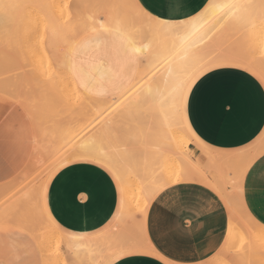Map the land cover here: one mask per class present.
Here are the masks:
<instances>
[{"label":"bare ground","instance_id":"6f19581e","mask_svg":"<svg viewBox=\"0 0 264 264\" xmlns=\"http://www.w3.org/2000/svg\"><path fill=\"white\" fill-rule=\"evenodd\" d=\"M64 2L66 3V0ZM71 2H73L72 3L73 13L71 16V20H68V22L62 21V18H65V16L68 15V14H66V15L63 14V11H65L68 6L66 7V9H64L63 7L61 8L59 5L60 4L63 5V4L62 3L59 4V0H0V6L4 5V7H5V5H14V7H15V4L26 5L29 3H36V4H40L41 6H44L46 8L51 9V11H49V9H48L50 14H48L46 12L50 18V20H48L49 21V26H48L49 30L47 33H49V37L47 36L48 37V40H47L48 45L46 46V48L47 47L52 48V51H54V49L58 46V44L62 45V43H64V47H62L63 49H61L62 51L61 50L59 51V53L61 52V55H60V59L59 60L57 59V62L53 61L54 63L53 62L50 63L49 61L51 60V58L53 56H54L53 58H56L55 55L56 56L59 55V54L57 55L54 53L55 51L58 52V47H57V49H55L54 52H51L47 48V50H49L51 53H54L55 55H52V57L49 58L50 60L48 59L49 61H47L45 59L46 60V66H49V68L53 67V66L56 67L57 73H58L56 78L58 80L55 79V81H57V82L58 81L63 82V80L64 81L72 80V83H71L72 85H70L69 81H67L69 83L67 85H69L70 87L73 86L74 83H76V81L72 75V70L70 67V59H71L72 52L74 51V49L78 43L77 40L84 35L86 36V34H88V33H92V32L97 33V31H105V29H108V31H106V32H114L117 35L123 37L131 45L134 52L137 53L139 60H141L140 64L142 66H144L145 72L140 71L141 74H139L140 72L138 73V76L136 77L135 82L132 83L133 86L129 87L130 89H128V90H130V91L132 90V91L130 92L131 94H128V95H132V98L129 99L128 102L126 101L127 103L125 102V105H123V107H121V108H119V105L121 106V104H124V102L123 101L119 102V105L117 104L118 109H116L115 112H113L114 110H112V112L110 111L109 114L110 113H112V114L108 118H106L108 116V114H106L107 116L103 117V118H105L104 121L102 118V120H101L102 122H97L96 120L100 116L99 113H98V115H99L98 116L97 112L95 110H91V108L90 109L87 108L86 110H82L80 112L75 113L71 117V119L67 123H65L64 127L61 126V127H63V129H59V130H61L60 132H58L59 136L56 135L54 137L58 138V139H56L57 140L56 145H58L59 150L64 149L63 151H65V153L63 152L60 156H58L59 157L58 159H56V158L54 159L56 161V163H54V168L57 165H59L60 163H62L63 161L68 160L69 158H74V157H83V156L84 157H92V158H96V159H99V160L105 162L107 165H109V167H111L114 170V172L116 173V175L118 176V178L120 180L121 187H122V208H124L127 205V203H131L134 201L135 205H137L139 200L141 201V195L140 194H142V193H141V191H139L137 189V184H136L135 179L132 177H128L125 174V172H128L127 170L129 168L132 170H135V168H138V171L141 169L142 171H144L145 174H147V176L149 178L150 177L154 178V176H155L156 179L166 180V181H169L171 184H174V183H177L180 181H184V180H191V179H197V180L203 179L202 181L205 180V182L206 181L208 182L207 178L204 179L203 177H200L202 175V174H199L200 170H198L197 172H192L193 171L192 169H193L194 165H196L195 164L196 162L191 159L188 152H185V154L182 153L183 154L182 157L176 156L177 152H179L178 150H181V149L188 147L191 139L189 138V136H188L189 134H187V132L184 128L185 126L183 125V122L181 120L180 108H179V110H177L175 107H173L171 105V103L164 105V106H161V104L159 103V100L163 99L164 97L173 96V94H175L177 92V90L179 89L182 81L186 80L189 76L196 73L197 70L203 64L207 63V61H209L211 59H215L217 57H219L220 60L229 59V60L242 61V63L244 62L246 65L250 66L251 68L258 69V70L260 69L264 73V67H263L262 63L260 62L261 60L259 61L255 57L256 55L254 53V52H256V49L259 48V44L263 41L262 40L263 38L261 39L260 36H261L262 31H263V30H261V28L264 29V18H263V16H264V0H209L207 3L208 7H207L206 12L200 11L197 14H195L194 16L187 18V19H184V20H181V21L163 20V21H161V23L163 25H166V27H163V28L160 27V25L155 24V23L141 17L139 10L137 9V7H135L138 4L137 0H73V1L70 0V4H71ZM89 2H91V6L93 3V4H95L93 6H96L98 8L95 7L96 10L94 8H93V10H87V8H89V7L92 8L90 6ZM87 3H89V4H87ZM253 3H256V5H254ZM40 5L39 6L35 5V6L40 8ZM230 5H237L238 7H233V8H231V10H229L228 6H230ZM18 6L20 7V5H18ZM9 7H11V6H9ZM20 8H17V9L20 10ZM1 10H2V7H1ZM19 10H17V11L19 12ZM3 12L0 13V16H2V17H3V15H1V14H5ZM12 12H14V11L12 10ZM18 12H17V14H18ZM44 12H43V14H44ZM225 13H228V17H226V21H227L226 31L229 29L228 31L234 32V29H235V32H237L243 28L244 24L249 25L248 31H244L245 33L242 34V37H241V43L243 44V46L246 49L245 53L240 52L237 49V47H235V46L233 48L232 45H230V47L227 48L228 50L225 49L228 51L227 52L218 45L219 39L221 40L223 38V33L225 31L223 28L221 29V27H219L221 24L218 26L219 23H217V20H219L220 17L224 16ZM17 14H15L14 17ZM6 15H8V14H6ZM48 16L46 15L47 19H48ZM5 17H3V18H5ZM14 17H12V19ZM21 17L22 16H20V18ZM15 18H14V20H15ZM229 18H232V19L229 21ZM7 19H9V18H7ZM153 19H155L154 16H153ZM0 20L3 21L4 19H0ZM224 20L222 22H224ZM224 24H225V22H224ZM240 27H242V28H240ZM210 29H211V31H209ZM205 33H207V36H205ZM201 37H204L203 41L200 39ZM145 38H147V43L142 45V42L144 41ZM28 42L32 44V42H30V41H28ZM33 44H34V42H33ZM37 45H39V44H37ZM33 46H35V45H33ZM36 46H35V48H36ZM262 47H263L262 51H264V46L262 45ZM37 48L40 51L41 47L37 46ZM37 48L35 50H37ZM43 49H45V47L42 48L40 51V53H42V54H43V51H42ZM38 50H37V52H39ZM222 50H224V51H222ZM33 52H34V50H33ZM225 52H227V53H225ZM33 55H34V53H33ZM47 56H49V55H47ZM152 58H153V60H151ZM154 58H155V60H154ZM34 59L36 61L38 60V58L37 59L34 58ZM39 59H41V57ZM29 60H30V56H29ZM41 60H43V59H41ZM31 61L33 62V59ZM149 61H150V63L155 61L156 65H155V63H153V66L151 64H150L151 65L150 66L148 64ZM37 62L35 64V65L38 64L37 66H40V64L42 63V61L38 62V63ZM148 66L153 67V68H151V70H149L147 72ZM36 67H35V69H36ZM41 68L44 69L43 66L42 67L40 66L37 69L41 70ZM43 71L44 70H42V72ZM142 73H144V74L142 75ZM52 76L54 77V75H52ZM43 77H44V75H43ZM37 78L39 79V77H37ZM44 78H43V81H46ZM40 79H42V78H40ZM30 80L33 81L34 78L33 79L30 78ZM38 83L39 82H37V84ZM37 84L35 82V86ZM40 84H44V83L41 82ZM47 84H48V82L46 83V85ZM64 85H66V84H64ZM42 86H44V85H42ZM64 87H62L61 89H63ZM70 87H68V89ZM36 89L38 90V88H36ZM44 89H46V88H44ZM68 89H67V92L69 91ZM75 89H77V88H75ZM48 90H51V89H48V87H47V91ZM63 90L65 91V89H63ZM73 91L75 92V94L78 93L77 91L73 90V87H72V93H74ZM43 92L44 91L42 89V93ZM39 93L41 94L40 91H39ZM43 94H46V93H43ZM55 94L57 95V92H55ZM70 94H71V92H70ZM70 94L69 95L67 94V95L70 96ZM56 95L54 97H56ZM71 95H72V98L76 97L77 95L79 96V94L75 95L74 97H73V94H71ZM78 96H77V100H79ZM116 96H118V94ZM148 96L158 97L157 102L155 104H153L151 102V100L149 101V104H146L148 107L147 110L149 112L146 123L149 125V128H150V129L148 128L149 131L147 130V134L149 133L148 136H152V137H150V140L152 142L149 140L148 143H149V145H150V142H151V145H153L154 143L156 144V145H153L154 146V148H152L153 150L150 149L151 147H149V149L153 151L152 153H154L155 152L154 149H156L155 146L158 147V149H159V146H157V144L160 145V147H162L161 145H163L164 148L167 149L166 151H168L171 154V155L170 154L162 155L163 152L161 154L157 150L158 155H159V153L162 155V157L160 156V160H157V162L160 161L161 164L163 162V166H162V169L160 171H158V169L156 167H154V165L156 163L155 159H157V158H155L156 156L151 154L150 151L144 153L145 155L142 154V156H138L139 155V149L143 147L142 140L146 136V135L142 134V135H144L142 140L141 139L139 140L140 137L138 138V140L136 139L139 131H141V128L143 127V126L141 127V124H140V126L137 124L138 126H135V128H134V126H133V128H131V125H130L129 128H131V130L130 131L127 130V131L130 134L131 138L128 139L129 136L126 137L128 134H125L126 136L125 135L124 136L127 138L126 142H125L126 138L121 136V133L123 131L122 129H124V127L122 128V126L124 125V121L126 122V120H128L131 117L137 118V115H139V114H145V112H144L146 110V108H144L145 104L142 103L141 101L145 97H148ZM128 97L129 96H127V98ZM120 98H121V96H120ZM127 98L126 97L123 98L124 101H125V99L127 100ZM38 99H40V96ZM56 99H57L56 101H58L59 98L56 97ZM119 99H117V100L119 101ZM62 100L63 99H61V101ZM73 100H76V99L74 98ZM117 100H115V101H117ZM69 101L71 102V100H69ZM69 101H68V103H69ZM48 102H53V101H48ZM75 102H77V101H75ZM105 102H106V100L104 101V103ZM104 103L101 102V104H104ZM112 103L114 105V101ZM47 104H49V106H50L51 104L53 105L54 103H51V104L47 103ZM101 104H100V106H101ZM20 105H22V104H20ZM95 106H97V105H95ZM105 106H107V102H106V105L104 104V106H102L100 108L105 109ZM97 107L99 110L100 109L99 106H97ZM97 107H96V110H97ZM108 107H109V105H108ZM108 107H107V110L109 109ZM140 107H142V108H140ZM110 108H111V106H110ZM104 112H105V110H103V112H101V113H104ZM95 115L98 116L96 119H94ZM138 117H140V115ZM69 118H70V116H69ZM36 119L34 121H36ZM136 120H138V119H136ZM57 121H58V119H57ZM141 122L144 125L145 121L143 120ZM136 123H138V122H136ZM128 124H129V122H128ZM54 126H56V125H54ZM137 129H138V131L136 132ZM142 129L145 130V128H142ZM55 131L56 130H54V132ZM124 132H126V131H124ZM142 132H143V130H142ZM56 133H57V131H56ZM118 133H120V134H118ZM143 133H145V131ZM72 135L74 136V138ZM115 135H117V136H115ZM122 137L125 140H123ZM148 138L149 137H147L146 140H148ZM146 140H144V141L146 142ZM145 142H143V143H145ZM145 144L147 145V142ZM110 147L114 148V151H116L115 153L119 154V155H123V153L127 149H129L127 151L133 152L132 153V156L134 155L133 156L134 157L133 166H135V168L132 166L130 167L131 162L128 161V159H130V157H131L130 154L127 153L130 156V157L128 156L129 157L128 158L127 154L125 153L126 157L124 159H123V157L120 158V156H119V158H116L117 156L112 157L111 154H109V152H108ZM144 147H146V146H144ZM31 150H32V148L30 149V151ZM110 150H111V148H110ZM141 151H143V150H141ZM39 152H40V150H39ZM46 154H47V152H46ZM32 155H34V154H32ZM136 155L138 156V159L140 157V160L144 156V158L142 159V163H141V161H138L137 159H136L137 161L135 160V158H137ZM155 155H157L156 152H155ZM209 155L210 154L208 153L206 158H207V160L212 161L213 157H211ZM36 156H38V155H36ZM171 156H172V158H171ZM34 157H35V155L33 156V158ZM133 157H131V158L133 159ZM169 158L172 159V162H173L174 158H176V159L180 158L179 159L180 166L178 169L176 167V170H174V172H170V170H168V169L170 168V166H175L173 164H175L176 162L175 163L173 162L172 165L170 164V166L168 168L169 163H167V162L171 161V160H169ZM44 159H46V157ZM125 159L128 162L125 164L126 165H128L129 163L130 164H129V167L127 166L128 169H126V171L124 172L123 171V168H124L123 164L121 165L120 163L125 161ZM174 161H176V160H174ZM33 162L34 161H32L31 164H33ZM209 163H210V166H213V165H211L212 162H209ZM198 164H200V163H198ZM158 165H160V164H158ZM29 166H30V164L28 165V167ZM127 167H125V168H127ZM29 169H32V167H29ZM49 169H47V170L49 171ZM39 172H41V171H38V173ZM46 173H48V172H46ZM135 173H137V172H135ZM195 173H197V174H195ZM33 174L35 175V173H33ZM203 174H205V173H203ZM141 177H143V176H141ZM146 178L147 177H145L143 180H146ZM141 180H142V178H141ZM158 180H156V182ZM18 181H19V179L17 180V182ZM29 181L27 180V182H26L27 184L25 183L24 185H23V181H22V184L20 185V187H22V185L24 187H22V188L18 187L17 189L19 191L16 189L18 191L17 194L16 193L14 195L12 194L15 191L13 189L14 191L12 193H10L12 195H10L9 198L7 196V198H6V204H8V205L6 206V204H3L5 206L3 208H8V210L10 209L8 212H12L13 214H15L17 216H20L22 218V220H23V218L24 219L25 218L30 219L32 214H36V216L38 215L40 218L43 219V221L46 224V227H41L39 225V227H38L39 232L36 233V239L38 241V244H39L41 250L43 251V254L45 256H47L48 260H50L49 264H98L97 258L99 257V255H98L99 253L97 254V251H98L97 248L99 246L103 245V247H104V244H108L109 245L108 249H111L110 255H112L113 252L117 251L118 249H128L129 248L128 247L129 244L128 245L125 244L122 239L120 240L119 238H117L115 236L110 237L109 235H107V233H105L106 235L100 236V237L96 236V237H92V238H85V237H76V236H72V235H67V234L59 231L54 225H52V223L48 220V218L46 217V215L44 213L43 205H42L43 185H41L40 187L39 186L36 187V186H33L34 185L33 181H32L33 183H31ZM41 181H44V180H41ZM153 181L151 183H155V181L154 182ZM13 182L14 181H10V184ZM41 183H43V182H41ZM216 183L217 182H215V184ZM14 184H16V183H14ZM216 185L218 186V183ZM236 185H235V187H236ZM212 186L215 187L216 189H218V191H220V193H222V195L226 201V204L228 206L229 212H230V221L228 224V229H227L225 239L223 241L222 246L223 247L224 246H230L233 243L232 240L234 241V239L238 237L239 238L238 240L239 241L241 240L239 246H241V244L242 245L244 244L243 245L244 246L243 249L245 252L244 256H246L244 258H248V256L251 257L252 256V255H250L251 250L253 251L254 247L256 248V246L258 244H259L257 246L258 248L264 249V243H263L264 242V238H263L264 234H261L260 238H255V237H259V235H260V234L259 235L257 234L258 229H260V232H264V225L259 224V222H257L248 213L246 208L243 210L241 208V210L244 213L245 218H247L249 220L248 221L246 219V221L249 222L248 224H250V222H251L250 225L255 226V224H256V227H258L256 229V231L252 230L253 233L257 234V235H255V237H252V239H254V238L258 239L257 244L253 246V249L251 248V250H249L250 251L249 255L246 254L247 250L245 248V243L247 242L248 237L247 236L244 237V229H243L244 224H243V222L241 220H237V218H238L237 212L238 211H236V209H238V208H235V206H234L235 202L233 203V201H232L233 199L229 198L228 191L225 187L221 186V184H220L221 188L220 187L217 188L213 184H212ZM33 187H34V191L37 190V195H34L35 193L33 192ZM35 187L37 189H35ZM152 187H153V189L156 190V186H152ZM146 188L149 191H151L149 189V187L146 186ZM153 189H152V191H153ZM236 189H237V187H236ZM238 189L242 190L241 182H239V188ZM11 190H12V188H10L8 192H10ZM144 191H145V189H144ZM149 191H148V193H149ZM146 193H147V191H146ZM146 193H144V194H146ZM148 193L146 195L147 197L150 195ZM152 195H154V194H152ZM34 197H36L35 198L36 200L34 199ZM32 200H34V202ZM147 201H149V200H147ZM142 204L140 206H142ZM236 204H238V202ZM1 206L2 205H0V215L2 212ZM3 208H2V210H3ZM239 210H240V208H239ZM37 211H38V213H37ZM240 221L243 225L239 224ZM253 226L252 227L249 226V227L254 229ZM245 228L248 229V227L246 225H245ZM250 228H249V231H251ZM253 233L250 232V234L254 236ZM125 235H126V233H125ZM236 235H238V236L236 237ZM262 238H263V240H261ZM244 239L246 242L245 241L243 242ZM259 240L263 241L262 242L263 245L260 246L261 241H260V243H258ZM249 241H252V240H249ZM132 243L134 244V241ZM237 244H235V246ZM249 245H251V244L249 243ZM235 246H234V254L237 253V251H238L236 248V247H238V245L236 247ZM103 247H101L100 250H103ZM130 247H132V246H130ZM62 248L66 249L68 251V254H69L68 258H67V256H66V258H64L62 256V253L60 252V249H62ZM235 248L237 251H235ZM108 249H106V250H108ZM238 249H239V247H238ZM263 249H261V250H263ZM261 250H258V251L255 250V252L256 251L259 252ZM262 252L264 253V251H262ZM241 253H243V252H241ZM238 255H239V253H237V255H232L230 257V259L234 257L233 258L234 260L231 259L232 260L231 264L238 263L237 262L238 259L236 258V256H238ZM253 255H254V253H253ZM259 255L261 256L262 253H260V252H259V254L257 253V256H259ZM212 256L215 257V253ZM242 256H243L242 254L238 256L239 258H242V259H239V261L241 260L239 262V264L243 260ZM263 258L264 257L262 255L261 259L263 260ZM213 259H215V258H213ZM236 259H237V261H236ZM67 260H69L68 263H67ZM209 260H211V258ZM254 260L255 261L252 260L253 264H255L254 262H261V261H258L257 259H254ZM250 261H251V259H249V261H248L249 263H247V264H252ZM214 262H215V260H214ZM245 263L246 262L244 260L243 264H245ZM219 264H221V263H219ZM223 264H226V263L223 262Z\"/></svg>","mask_w":264,"mask_h":264},{"label":"rangeland","instance_id":"374dc122","mask_svg":"<svg viewBox=\"0 0 264 264\" xmlns=\"http://www.w3.org/2000/svg\"><path fill=\"white\" fill-rule=\"evenodd\" d=\"M62 1L63 0H59V4L62 3L63 5H61V4L60 5L58 4V5L61 8L63 7L64 9H66V7L68 6L67 9L65 11H63V14L69 15V16L68 15L65 16V18H62V21L68 22V20H71V16L73 13V10H72L73 9L72 8L73 2H71V4H70V0H66V3L64 2L65 0L63 2ZM89 3L91 6V2H89ZM89 3H87V4H89ZM253 4L256 5V3H253ZM18 5H20L21 8ZM35 5L39 6L40 4H36V3H29L26 5L15 4V7H14V5H5V7H4V5L0 6V11L1 12L4 11L3 13H5V14H1V15H3V17L6 16L5 18L0 16V19H4L3 21L0 20V113H4L8 117V124L15 125L16 128L21 130L19 136L5 137V135L3 134V130H2L5 122H4L3 117H0V202H1L0 205H2L1 206L2 212L0 215V264H49L50 263V260H48L47 256H45L43 254V251L41 250V248L38 244V241L36 239V233L39 232L38 231L39 225L41 227H46V224L43 221V219L40 218L38 215L36 216V214H32L30 217L31 220L27 219V218H25V219L23 218V220H22V218L20 216H17L15 214H13L12 212H8L10 209L8 210V208H3V207H5L3 204H6L7 196L9 198L10 195H12V194L14 195L15 193L16 194L18 193L19 190L17 188L20 187V185L22 184V181H23V185L27 182V180L28 181L30 180L29 182H31V183L34 182L33 186H36V187H38V186L40 187L41 185H47L48 180L51 178L53 173L56 171V170H54V163H56V161L54 159L55 158L58 159L59 158L58 156H60L63 152L65 153V151H63L64 149L59 150L58 145H56L57 144L56 139H58V138L54 137V136H56V135L59 136L58 132L61 131L59 129H63V127L65 126V123H67L75 113L80 112L82 110H86L87 108H89V109L91 108V110H95L97 112V115H98V113L100 115L101 112H103V110H105L102 117L98 115L99 116V122H102L101 120L103 117L107 116L106 114H108V116L106 117V118H108L112 114V113L109 114L110 111L112 112V110H114L113 112H115V110L118 109L117 104L119 105V102H122V101L124 102V104H121V106L119 105V108H121V107H123V105H125L126 101L128 102L129 99L132 98V95H128V94H131L130 92L132 90L130 91L128 89H130L129 88L130 86L131 87L133 86L132 83L135 82L136 77L138 76V73L140 71L142 72L145 70L144 66H142L140 64L141 60H139L137 53L134 52V54L132 56L128 52V50L125 48L124 50H122V53H119V52L113 53L112 51H110V55L114 56L116 58V60H118V62H120V67L118 69L119 71L117 72V73H119L120 78H123L124 81H125V79H131V80L134 79V80H132L131 83L128 82L129 84H127L126 87L123 89H119L118 91H116L112 82H103V80H102V83L98 82V83H93V84H90L87 86L80 84V83H74L73 82L74 85L71 87L67 84L70 83V85H72L71 84L72 80H70L71 81L70 82L69 80L66 79L67 81H69V83L67 81H64V80H63V82L62 81H58V82L55 81V79L58 80L56 78L57 74H58L57 69L55 66L50 67V68H49V66H46V60L49 61L50 60L49 58H51L52 55H55V54L58 55L59 54L58 56L55 55L56 58H53L54 57L53 56L52 57L53 59L51 58V60L49 61L50 63L53 61L57 62V59L59 60L60 55H61V52L59 53V51L61 49H63L62 47H64V43H62V45L58 44V46H57L58 52L55 51V49H57V47L54 49L55 52L52 51V48L47 47L51 52H54L55 54L51 53L49 50H47L46 46L48 45L47 40L49 37V33H47L49 30V28H48L49 21L48 20H50L48 14H50L49 11H51V9L46 8L44 6H41V5L39 8V7H36ZM93 5H95V4L92 3V6H91L92 8H90L89 6H88L89 8L86 7L87 10H93V8L95 9L96 6H93ZM9 6H11V7H9ZM1 7H2L3 11L1 10ZM17 8H20V10ZM96 8H98V7H96ZM48 9H49V11H48ZM12 10L14 12H12ZM17 10H19V12ZM17 12H18V14H17ZM43 12H44V14H43ZM6 14H8V15H6ZM15 14H17L15 16L17 19L14 17ZM45 14L48 16V19H47ZM20 16H22V17L20 18ZM12 17H14L15 20H14V18L12 19ZM7 18H9V19H7ZM263 18H264V16H263ZM224 22H225V24H224ZM224 22L219 23L218 26L221 24L219 27H221V29L223 28L225 30L227 27L226 17H225ZM248 27H249V25L244 24L243 28L240 27L242 29L239 28L240 30L237 32H235V29H234V32L228 31L229 29L227 31L225 30L224 36L221 39V42L220 41L218 42V45L224 50L227 49L228 47H230V45L234 42L236 45H238L241 41L240 39H241L242 34L245 33L244 31H248ZM261 30H263V31L261 33L260 38L261 39L263 38L262 40L264 41V29L261 28ZM94 35H97L96 38L100 37V39H98V40L103 45L106 42L105 37H107L104 35H109V38H111V36H112L113 41L115 39H117L116 36H118L114 32L97 31V33L92 32V33L86 34V36L84 35V36L80 37L77 40V42H78L77 44H79L81 41H83L87 38L94 37ZM28 41L32 42V44L29 43ZM263 41L259 44V48L256 49V52H254L256 55V56L255 55L254 56L259 61L261 60L260 62L262 63V65L264 67V51H262V48H263L262 45L264 46ZM33 42H34V44H33ZM145 43H147V38L144 39V41L142 42V45ZM37 44H39V45H37ZM33 45H35V46L37 45L38 47L40 46L41 49L45 47V49L42 50L43 54L40 53L41 49L39 51L37 46H36L37 50L39 51V52H37V50H35L36 49L35 46H33ZM33 50H34V52H33ZM224 50H222V51H224ZM227 50H225V51H227ZM227 52H225V53H227ZM33 53H34V55H33ZM47 55H49V56L51 55V56L49 57ZM29 56H30V60H29ZM40 57L43 60L39 59ZM34 58H36V59L38 58V60H37L38 62L42 61L40 66L41 67L43 66L44 69H42V68H41V70L37 69L40 66H37L38 64L35 65L37 61ZM32 59H33V62L31 61ZM72 59H73V52H72ZM151 60H153V58ZM154 60H155V58H154ZM150 61L148 62V64L149 65L151 64L153 66V63H155V61L151 62V63H150ZM71 62L73 65V61H71ZM72 65H71V70H72ZM155 65H156V63H155ZM150 66H148L147 72L149 70H151V68H153ZM35 67H36V69H35ZM249 68L252 69L254 72H256L258 75L263 73L260 69L258 70V69H254L251 67H249ZM42 70H44L45 72L44 71L42 72ZM36 72L38 74L39 73L40 74L38 75ZM141 72L139 74H141ZM143 74L144 73H142V75ZM43 75L45 78L43 77ZM52 75H54V77ZM37 77H39V79L40 78H42V79L39 80ZM30 78L31 79L34 78V80L33 81L30 80ZM43 78L46 81H43ZM35 82H36V84H37V82H39V83L35 86ZM41 82L44 84H40ZM47 82H48V84L46 85ZM64 84H66V85H64ZM42 85H44V86H42ZM47 87H48V89H51V90H48L49 92L47 91ZM62 87H64L63 89H65V91L63 89H61ZM68 87H70L71 89L70 88L68 89ZM72 87H73V90L78 92V93L77 92L76 93L79 94V96L77 94H75L74 91H73L74 93H72ZM36 88H38V90ZM44 88H46V89H44ZM75 88H77V89H75ZM42 89L44 91L43 93H46V94L42 93ZM67 89L69 91L71 90L70 92H71V94H73V97L75 95H77L79 100H77V96L74 97L76 100H73L74 98H72V95L70 94L69 91H68L69 93L67 92ZM39 91L41 92V94L39 93ZM55 92H57V95L55 94ZM54 94L60 100L58 99V101H56L57 99H56V97H54L55 96ZM67 94L68 95L70 94V96H68ZM117 94H118V96H116ZM39 96H40V99H38ZM120 96H121V98H120ZM127 96H129V97L127 98ZM125 97L127 98V100L125 99V101H124L123 98H125ZM67 98L69 100H71V102ZM61 99H63V100L61 101ZM117 99H119V101ZM105 100L107 102V106H105V109L100 108V107L104 106V104L106 105V102L104 103ZM115 100H117V101H115ZM48 101H53V102H48ZM68 101H69V103H68ZM75 101H77V102H75ZM113 101H114V105L112 103ZM101 102L104 104H101ZM47 103H50V104L54 103V104L53 105L51 104L52 106L51 105L49 106V104H47ZM20 104H22L23 106ZM100 104H101V106H100ZM95 105L99 106L100 109L98 110V107ZM108 105H109V107H108ZM110 106H111V108H110ZM96 107H97V110H96ZM107 107L109 108L108 110H107ZM140 108H142V107H140ZM144 108H146V110L144 111L145 114H139L138 113L141 118L138 117L139 115H137V118L131 117L128 120H126V122L124 121V125L122 126V128L124 127V129H122L123 131L121 133V136L125 137L126 136L125 134H128L126 137L129 136L128 139H130L131 136L128 133V131H130L131 128H133V126L135 128V126H138V125L140 126V124H141V127L143 126L142 128H145V130L140 127L141 131H139V133H138L139 136L137 135L136 139L138 140V138L140 137L139 140L140 139L142 140L144 135H146V136L142 140L143 147L140 149L138 148L139 149V155L138 156H142V154L150 151L151 154H153L154 156H156L155 158H157V159H155L156 163L154 162L155 163L154 167H156L158 169V171H160L162 169L163 162L161 164V162L160 161L157 162V160H160V156L162 157V155L170 154V153L168 151H166L167 149L164 148L163 145H161V146L164 149L162 147H160V145H158V144H157V146H159V149L156 146H155L156 149H154V151L157 153V155H155V152L152 153L153 152L152 148H154L153 145H156V144L154 143L153 145H151L152 141L150 140V137H152V136H148L149 133L147 134V130L149 131V129H150L149 125L146 123L149 112L147 110L148 107L146 104L144 105ZM97 115L94 116V119H96L98 117ZM69 116H70V118H69ZM35 119H36V121H34ZM57 119L59 122L57 121ZM136 119H138V120H136ZM104 120H105V118H103V121ZM143 120L145 121L144 125L141 122ZM128 122H129V124H128ZM136 122H138V123H136ZM54 125H56V126H54ZM130 125H131V128H129ZM61 126H63V127H61ZM54 130H56L57 133H56V131L54 132ZM142 130H143V132L145 131V133H143ZM124 131H126V132H124ZM137 131H138V129L136 130V132ZM118 134H120V133H118ZM142 134H144V135H142ZM117 135H115V136H117ZM261 135H264V132ZM147 137H149L148 140H146ZM260 137H258V139H256L253 143H251V144H249V145H247V146H245L239 150V152H244L242 149H248L249 151L247 153L244 152L246 154V157H244L243 160H241L237 163H227L226 164V163H220V162L215 161V162L211 163V165H213V166H210V163H209L210 161H208V160L204 161L203 159H200V158H202L203 149H205V150L207 149L208 152H210V153H214V151L209 150L208 148L202 146L201 144H199L195 141H191L189 143L188 150L186 147L184 149L178 150L179 152H177V154H176L177 157H180V156L182 157L183 154H185V152H188L191 159L196 162L195 163L196 165H194L192 172H197L198 170H200L199 174H202L200 177H203L204 179H206V177H208L209 179H211L212 183L209 182L211 185L213 184L214 186H216L218 188V187H220V184H221V186L225 187L227 189V191H229L228 194L230 195V198L233 199V200L232 199L231 200L233 201V203L235 202L234 203L235 208H238V209H236V211H238L237 212V215H238L237 220H241L244 224V227H243L244 237H246V236L248 237L247 242L245 241V239L243 240V242L245 241L247 243V244L245 243V248L247 250L246 254H248V255L250 254L249 250H251V248L253 249V246L257 244L258 239H255V238H260L261 234H264V232H260V229H258L257 234L258 235L260 234V235H259V237H255V235H257V234L253 233V231H256V229L258 227H256V224H255V226L250 225L251 222H250V224H248L249 220L247 218H245L242 210L246 208V210L250 213V215L257 222H259V224H261L260 219L255 217V215L248 209L246 197L244 194L243 181H242V190L238 189L239 187H237L236 181H237V177H238V172L243 167L245 161H247L248 159L253 158L255 156H258L259 153L261 152L262 145L260 142ZM73 138H74V136H73ZM123 140H125V139L123 138ZM144 140H146L147 145L145 144L146 142ZM149 140L151 141L150 145L148 143ZM126 141H127V138H126L125 142ZM143 142H145V143H143ZM144 146H146V147H144ZM193 146L198 148L197 152L192 150L191 147H193ZM149 147H151L150 149H152V150H150ZM31 148H32V150L30 151ZM36 148L37 149L39 148V149L37 150ZM110 148H111V150H110ZM110 148H109L108 152H109V154H111L112 157L117 156L116 158H119V156H120V158L123 157V159H124L126 157L127 153L130 154L131 157L134 156V155L132 156L133 152L127 151V150H129L127 148H126L127 150H125L123 155L116 154L115 153L116 151H114V148H112V147H110ZM39 150H40V152H39ZM141 150H143V151H141ZM157 150L161 154L163 152V154L161 155L159 153V155H158ZM46 152H47V154H46ZM32 154L35 155L34 158H33L34 155H32ZM128 154H127V157L129 156ZM36 155H38V156H36ZM138 156H137V158H135V160L137 159L138 161H141V163H142V159L144 158V156L142 157L141 160H140V157L138 159ZM43 157L44 158L46 157V159H44ZM131 157H130V159H128V161H130L132 164L131 165L129 163L130 167L132 166L135 168V166H133L134 157H133V159ZM171 158H172V156H171ZM171 158H169V160H171V161L167 162V163H169L168 168H169L170 164L171 165L173 164V162L174 163L176 162V163L173 164L175 166H170V168L168 170H170V172H174V170H176V167L178 169L180 166V161H179L180 158H177V159L174 158L173 162H172ZM174 160H176V161H174ZM20 161L23 162L22 166L20 167V169H18V171L16 173V179L11 185L10 181L12 178L10 177V173L13 170V166H16V164L20 163ZM32 161H34L33 164H31ZM125 161H123L124 163L123 162L120 163L121 165L123 164V167H124L123 171L124 172L129 167V164L128 165L125 164V163H128L126 159H125ZM198 163H200V164H198ZM29 164H30L29 167H32V169H29V167H28ZM158 164H160V165H158ZM125 167H127V168H125ZM47 169H49V171ZM131 170L132 169L129 168L127 170L128 172H125V174L128 177H132L135 179L136 184H137V189L139 191H141V193H142V194H140L142 202L139 200L137 205H135L134 201L131 203H127V205H126L127 207L125 206L124 208H122L121 212L118 216L112 218L96 234L91 235V236H95V237L96 236L100 237V236L106 235L105 233H107V235H109L110 237L115 236V237L119 238L120 240L122 239L125 244H127V245L129 244V246H128L129 248L127 249V252L131 251V250H138V249L144 248L147 238H146V231H145L146 227H145V224L143 221V216L146 213L147 208L152 201L151 199H153L155 197V195L158 194L162 189H164L165 187H167L169 185H172L169 181L156 179L155 176H154V178L153 177L149 178L147 176V174H145L144 171H142L141 169L139 171H138V168H135V170H132V171ZM38 171H41V172H39L40 174L38 173ZM134 171L137 173H135ZM46 172H48V173H46ZM33 173H35V175ZM203 173H205V174H203ZM195 174H197V173H195ZM141 176H143L144 178L147 177L146 180H143L144 178ZM113 178L116 182V185L118 188L117 191H118V194L120 197L121 190H120L118 181L116 180L114 175H113ZM141 178H142V180H141ZM18 179H19V181L17 182ZM41 180H44V181H41ZM151 180L152 181L154 180L155 183H151L152 182ZM156 180H158L157 181L158 183L156 182ZM200 180H203V179H200ZM187 181L201 182V181L194 180V179L187 180ZM41 182H43V183H41ZM180 182H186V180L180 181ZM215 182L218 183V186L216 185L217 183L215 184ZM14 183H16V184H14ZM177 183H179V182H177ZM201 183L206 184L204 182H201ZM23 185H22V187H24ZM151 185L156 186L157 191L155 189H153V187ZM206 185H208V184H206ZM235 185H236L237 189H236ZM146 186L149 187V189L151 191L153 189V191L152 192L149 191L146 188ZM208 186L211 187L210 185H208ZM22 187H20V188H22ZM36 187H35V189H37ZM10 188H12V190L10 192H8ZM213 188H215V187H213ZM144 189H145V191H144ZM146 191H147V193L149 191L148 194H150V195L148 197L146 196L147 195ZM33 192L35 193V194L33 193L34 195H37V190L34 191V187H33ZM10 193H12V194H10ZM144 193H146V194H144ZM152 194H154V195H152ZM35 198L36 197H34V199ZM146 199L149 201H147ZM32 201L34 202V200H32ZM237 202H238V204H236ZM141 204H142V206H140ZM7 205L8 204H6V206ZM225 207H226V205H225ZM2 208H3V210H2ZM239 208H240V210L242 208V210L240 211ZM226 210H227V208H226ZM37 213H38V211H37ZM246 219L248 221H246ZM241 221L239 223L240 225L242 224ZM245 225L248 227V229L245 228ZM249 226H251V227L253 226L254 229L250 228ZM249 228L251 231H249ZM250 232H252L254 234V236L251 235ZM125 233L127 236L125 235ZM237 236L238 235H236V237ZM252 237H255V238L252 239ZM263 238H264V236H263ZM263 238L261 240H263ZM238 239L239 238L237 237L234 239V241L232 240L233 243L231 242L232 244L230 243L231 244L230 246H224V247L222 246L221 247V245H220L218 247V249L214 252L215 257L212 256V255H214V253H212L210 256L206 257L205 259H202L201 261L191 263V264H219V263L223 264V262L226 264H231L232 263L231 261L234 260L233 259L234 257L231 258L232 260L230 259V257L232 255H237V253H239V255H241V254L243 255L242 256L243 260L241 262L242 264L244 263V260L246 262L245 264L249 263L248 262L249 259H251V261H250L251 263H252V260L255 261L254 259H257L258 261H261V262H254L255 264H259V263L264 264L263 263L264 258H263V260L261 259L262 255L264 257V253L262 252V251H264V249L261 248V249H263V250H261L260 248H258L257 246L259 244L256 246V248L254 247L253 251L251 250L250 255H252L251 256L252 258L250 256H248V258H249L248 259V258H244V257H246V256H244L245 255V252L243 249L244 244L243 245L241 244V246H239L241 240L239 241ZM249 240H252V241H249ZM261 240H259L258 243H260ZM131 241L132 242L134 241V244L135 243L136 244L134 245ZM248 242L251 245H249ZM262 242L263 241H261L260 246L263 245L264 242L263 243ZM235 244L238 245L239 249H238V247H236L237 245L235 246ZM130 246H132V247H130ZM234 246L238 250L237 251L235 248V251H237V253H235V254H234ZM101 247H103V245H101L97 248L98 249L97 254L99 253L98 254L99 257L97 258L98 264H108L112 258V255H110L111 249H108V247H109L108 244H104L105 248L103 247V250H100ZM106 249H108V250H106ZM255 250H257V251L261 250L259 252L262 253V255L257 256V253L259 254V252L256 251L257 252L256 253ZM60 252L62 253V256L64 258H66V256L68 258L69 254H68V251L66 249L62 248V249H60ZM241 252H243V253H241ZM253 253H254V255H253ZM238 256H236V258L238 259V261L236 259V261L238 262L236 264H239V262L241 261V260L239 261V259H242V258H239ZM210 258H211V260H209ZM213 258H215V259H213ZM214 260H215V262H214ZM68 262H69V260H67V263Z\"/></svg>","mask_w":264,"mask_h":264},{"label":"crops","instance_id":"0c3cea01","mask_svg":"<svg viewBox=\"0 0 264 264\" xmlns=\"http://www.w3.org/2000/svg\"><path fill=\"white\" fill-rule=\"evenodd\" d=\"M137 1L150 9L154 17L159 13L177 17L165 20L181 21L200 12L209 0H175L172 10L164 5L163 0ZM104 36H107L104 45L98 40L100 37L96 38L97 35L77 44L73 59L71 55L70 67L73 61L72 74L76 83L87 86L102 83L103 80L112 82L118 91L134 79L124 81L120 78L117 73L120 62L110 55V51L122 53L126 48L133 56L134 50L119 35L114 41L112 36ZM231 45L242 53L246 52L241 41L238 45L235 42ZM233 61L238 60H220L219 66L206 76L201 73L180 107L187 134L189 130L194 133V137L188 135L191 141L214 151L210 153L203 149L204 161L209 153L213 157L210 162L237 163L246 157L239 150L253 143L264 132V87H259V82L249 76L244 68L234 66ZM243 64L245 68L250 67ZM191 148L198 151L197 147ZM22 163L20 161L13 166L11 181H15ZM54 170L47 185H43L42 205L46 217L59 231L76 237L92 238L95 236L91 235L120 214L121 183L105 162L92 157H74L63 161ZM110 172L118 181L120 197ZM262 177L264 173L257 168L248 179L246 190L243 181L248 209L259 219L264 217ZM206 178L208 182L198 181L212 187L209 183L212 180ZM201 182L186 180L175 183L153 196L143 216L147 238L145 246L118 256L116 259L119 264H191L205 259L222 246L230 212L222 193ZM240 182L242 184V180ZM159 208L166 209L170 214L177 229L176 235L182 238V242L169 240L165 243L156 234V210Z\"/></svg>","mask_w":264,"mask_h":264},{"label":"snow or ice","instance_id":"6c2138e0","mask_svg":"<svg viewBox=\"0 0 264 264\" xmlns=\"http://www.w3.org/2000/svg\"><path fill=\"white\" fill-rule=\"evenodd\" d=\"M164 5H166L169 10H172L175 7V0H163ZM135 7L139 10V13L142 18H145L146 20H149L155 24L160 25V27H166V25H163L161 21L165 19H177V17H168L162 14L157 13L155 15V19H153V13L150 9L146 8L142 2L138 3ZM208 5L205 4L204 7L201 9V12H206ZM229 10L233 7H238L237 5H230L228 6ZM225 17H228V13H225L224 16L220 17L219 20H217V23H221ZM232 18H229V21ZM105 31H108V29H105ZM211 31V29L209 30ZM205 36H207V33H205ZM202 41L204 37L200 38ZM220 58L217 57L215 59H211L207 61V63L203 64L196 73L189 76L186 80L182 81L180 84L179 89L173 96L171 97H164L163 99L159 100V103L161 106L167 105L171 103L173 107H175L177 110L181 107V105L186 101L187 99V93L190 92V90L194 87V81L197 79V77L203 73L205 76L213 70L215 67L219 66ZM234 66L238 68H244L246 72H248L249 76L254 78L259 82V87H264V73H261L257 75L255 72H253L250 68H245L244 64L239 61H233L232 62ZM142 90V89H141ZM162 95V94H161ZM158 97L156 96H148L145 97L141 102L144 104H148L149 101L153 104L157 102ZM100 116H103V113L100 114ZM0 117H3L4 119V126L2 128L3 134L5 137H12V136H19L20 135V129L16 128L15 125L8 124V117L4 113H0ZM97 122H99V117L97 118ZM188 134L192 137H194V133L189 130ZM260 142L262 145V150L259 153L258 156L253 157L251 160H249L247 163L243 165V167L238 172L237 177V187H239V182L242 180L244 181V187L245 190L248 187V179L252 176L253 172L259 168L262 173H264V135H261ZM245 153H247L248 149H242ZM70 159V158H69ZM179 178V177H178ZM262 185H264V177H262ZM216 197L214 196L213 199ZM251 208V205H249ZM260 222L262 225H264V217L260 218ZM156 234L160 237L162 241L165 243L169 242V240H175L177 243L182 242L181 237H177V229L175 228V225L172 221V218L170 214L167 212L164 208H159L156 210ZM127 253L126 249H118L117 251L113 252L112 258L109 262V264H119V261L116 259L117 256H122Z\"/></svg>","mask_w":264,"mask_h":264}]
</instances>
